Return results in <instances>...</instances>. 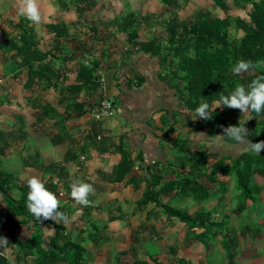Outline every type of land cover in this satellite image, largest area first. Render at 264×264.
Listing matches in <instances>:
<instances>
[{
    "label": "crops",
    "instance_id": "0c3cea01",
    "mask_svg": "<svg viewBox=\"0 0 264 264\" xmlns=\"http://www.w3.org/2000/svg\"><path fill=\"white\" fill-rule=\"evenodd\" d=\"M130 1L135 0H124L123 6L122 0V5L119 0H94L95 4L94 6L91 4L92 7L85 12L83 22L82 20L73 22L75 19L77 20V14L70 0H65L68 9L63 11L73 16L69 19L61 18L57 14L55 9L57 0H39L42 21L38 24H32V22L28 24V19L20 14L18 17L24 19L26 25L33 28L36 44L42 50H48L53 45V32L45 27L48 23L61 22L76 29L82 27V30L80 29L81 35L77 36L83 41L85 53L97 61V69L100 73L107 74L108 82L114 80L112 85H108V91L105 90V95L113 99L110 101L115 104V108L103 124V127L107 128L104 131L110 133L111 144L114 143L117 135H121L129 140L133 151L141 147L145 152V159H158L163 157L162 151L164 150L169 153L168 158L173 157L176 151H173L171 142L179 139L180 143H185L191 155L199 150L207 153L206 159L209 158L207 164L222 156L227 157L232 154L231 157H235L244 150V145L230 144L233 148L231 149L232 152L230 150L224 151L225 147H229L227 143L224 147H212L210 145L212 141L216 140H213L212 136L205 135L202 131L195 129V120L199 118L193 120V117L185 116V108L181 105L173 85L168 83L167 79L163 77V73L160 72L162 71L161 62L156 56L144 52H129L127 31H123L122 25H119L127 9L141 13L140 6L133 9ZM138 1L146 3L149 0ZM150 1L157 2V0ZM113 3H116L117 6H114L116 9H113V14H111L109 9ZM103 8L109 10V13L107 12L104 16L102 15ZM159 11L162 14L169 13L170 15V10ZM13 13L17 14V11L10 13L6 10L0 14V34L5 31L10 37L18 34L17 30H13L8 25L10 19L17 20V18L10 16ZM48 14H52V16L49 17ZM111 19L117 20L113 22ZM148 26L150 29L141 26L137 30V40H146L149 37L148 30L155 33L153 32L154 25L149 24ZM72 28L68 32L72 33ZM140 33L144 38L139 37ZM161 39L164 40V37L161 36ZM95 51L98 52V55L93 53ZM59 55L63 57L67 53L63 51ZM4 56L0 52V130L4 132L6 140V146H2L0 153V171L5 170V172L13 173L16 183L21 185L23 183L27 185V179L32 176L38 177L37 171L40 172L39 179L44 182L48 178L46 170L49 172V167L52 165L63 167L68 173L67 179L73 176L76 171H81L77 178L83 180L84 175L85 181L92 184L94 189L93 193L89 195L91 203L88 206L77 204L71 198L70 193L66 194L61 188L57 189L56 195L60 199V211L63 208L62 211H66L70 220L68 224L62 222L64 225L63 234L66 240L72 243L77 242L83 248L84 264H174L177 263V259H184L186 264H211L210 260H204L205 257L196 256L197 253L187 256V258L182 256L184 253L180 247L188 249L195 241L192 237L186 236L188 232L185 231L188 228L184 223L181 224L182 226L180 225L182 227L180 233L171 234L167 232L168 227L173 220H178L177 218L168 216L162 208L158 209L151 203L141 206L137 204L143 190L144 180L146 181L145 178L136 181L141 183L136 187H134L133 181L127 179L120 182L109 181V172L119 159L117 152L111 150L102 154L97 153L93 147L87 146L84 148L85 151L80 153L83 157L81 160V156H79L80 166H75V162L64 161V156L69 153V150H79V143L76 144L75 139L84 137L85 131L90 127L93 128L91 132L101 130L99 129V122L90 117L100 95H96L97 90L90 92V94L84 87L75 90L74 101L78 103L77 106H80V109H84V113L74 114L76 112L74 106H69L68 113L64 110L65 103L68 101V93L64 92V90L67 91L65 85L72 87L74 83H77L75 80L77 66L74 64L77 58L73 57L64 62L63 65L67 67V76L55 88L48 91H35L40 102L48 101L50 103L52 116L47 117L43 115V111H40V115L37 110L26 104V100L24 101V87L22 85L25 82L26 72L22 68L21 73L18 74L10 66L8 71L1 72L3 59L9 58ZM90 57L82 56L77 61L78 63H86L91 61ZM113 76L115 78H112ZM81 101L84 105L80 104ZM120 113L122 117L119 115ZM59 114L62 115V119L57 128L54 123ZM114 119L118 123L115 122L118 129L116 132L108 127ZM171 129L173 131H170ZM174 129H176L175 132ZM217 136L221 139L219 135ZM161 141H165L164 147L157 146ZM111 147L113 148V146L109 148L111 149ZM34 153L37 160L33 159ZM60 153L61 157H59ZM104 156L110 158L104 166L106 169L101 167L104 165ZM19 159L26 163L23 164L22 169L18 164ZM24 165L29 166L24 167ZM229 177L219 176L218 179L224 180L225 186L231 190L232 182L227 181ZM69 181L71 182V180ZM115 185H117L115 192L118 193L116 195L112 193ZM140 186L142 187L139 189ZM17 187L16 184L12 183L7 189V193L15 199L22 194ZM192 200L186 199L190 205L193 204L195 208H199L208 199H195L196 204ZM119 201L123 202V207L118 205ZM179 202L182 201L179 200ZM103 203L111 204L110 212L103 211V209L108 210L107 207L103 208ZM222 203L216 204L222 208L220 217H225V214L229 213V207L225 201L224 204ZM4 205L5 201L0 194V210ZM217 212L219 214V208ZM110 214L115 215V218ZM109 215L112 217L111 219L108 218ZM123 215L127 218L114 222L116 218ZM13 221L15 222L9 226L0 217V237L6 238L8 242L6 245L0 246V264H41L38 261L39 247L45 250L46 241L53 234L57 220L41 221L39 227H35L30 219L24 220L19 215H15ZM209 221L213 223L210 227L211 234L223 233L219 229H214L215 225L219 228H226L225 224L218 225L222 223V220L216 221L214 217L209 216ZM152 222L154 224H151ZM258 223L263 225L264 221L260 220ZM37 229H39L40 235H37L38 237H35L37 239L32 242V236ZM202 229L204 227L198 225L194 227L193 232ZM145 230L148 231L149 236ZM135 231H140L139 243L137 244ZM149 237H153L152 243L159 247L160 253L151 247L155 251L154 254H143L142 243ZM207 241L199 242V245L206 247L208 252L211 250V245ZM219 245L217 247L220 249ZM177 252H180L181 256L176 255ZM49 264H73V261L71 257L63 255ZM232 264H236L234 258Z\"/></svg>",
    "mask_w": 264,
    "mask_h": 264
},
{
    "label": "trees",
    "instance_id": "16d2710c",
    "mask_svg": "<svg viewBox=\"0 0 264 264\" xmlns=\"http://www.w3.org/2000/svg\"><path fill=\"white\" fill-rule=\"evenodd\" d=\"M160 1L165 6L171 7L169 9L170 17L159 21V25L166 33V37L163 36L164 40L161 39L160 35L152 33L150 30L147 31L149 37L146 40H137V29L141 26L150 29V26H148L149 20H155L153 14L148 15L146 13L139 16L138 12L127 9L119 26L122 25L121 29L127 31L130 53L144 52L154 55L164 66H168L163 77L175 88L177 97L185 108V116L194 117L195 109L202 102H207L210 108H214L215 102L219 100L220 96L229 95L237 84L247 87L257 75H264V0H230V3L236 8H243L245 5L250 4V9L246 14L247 19L238 16H234L232 19L227 16L224 18L214 17L204 10L197 11L193 18L179 19L174 13L181 6L179 0ZM181 1L185 2L187 0ZM209 2L221 10L227 8L224 0H209ZM70 3L77 14V21L82 20V22L85 12L95 4L94 0H70ZM57 4L62 11L68 9L65 0H57ZM23 20L20 17H17L16 21L10 19L9 27L17 30L18 34L10 37L7 31L2 32L0 34V52L3 56L5 53H9L8 57H11L13 64L17 66V69L14 70L16 74L21 73L22 69L26 72L25 82L22 85L24 87V101L26 100V104L37 110L40 115V111H43L44 116L51 117L50 103L48 101L40 102V98L37 99L35 91L52 90L57 84H60L63 78L67 76V67L63 65L64 62L76 57L74 64L77 66L75 78L77 83H74L72 87L65 85L67 91L64 90V92L68 93V101L65 103L64 110L68 113L69 106H74L76 111L74 114L84 113V109H80V106H77L78 103L74 101L75 90L84 87L89 94L99 90L97 61L91 60L88 63H78V58L84 56L86 51L83 49V41L76 33L68 32L66 26L61 22L48 23L45 26L46 29L53 32V45L48 50L40 49L36 44L33 28L26 25ZM111 20L115 21V19ZM135 23L140 25H134ZM157 24L153 23L154 26ZM237 33H241V35L238 37ZM63 51L67 55L61 57L62 54L59 55V53ZM4 57L7 58V56ZM54 59L58 61L57 66L54 64ZM240 59L256 62L259 64V68L256 72L234 76L231 69ZM173 60H176V66H173ZM168 74H171L169 78ZM112 78H115V76ZM98 98L106 99V95L100 93ZM80 104L84 105L83 101ZM58 116L57 119L55 117V123L53 122L57 128L62 119L61 114ZM106 116H109V114L100 115L93 119L99 122V129L101 130L91 132L93 128L90 127L85 131L84 137L75 139L74 142L79 143V150H69V153L64 156V161L75 162V166H80L79 156L82 155L80 153H83L84 148L87 146L93 147L97 153L104 154L111 150L117 152L119 159L111 168L108 179L111 182H120L124 179L131 180L135 184L134 187H136L141 184L136 181L145 178L143 190L137 201L139 206L149 203L158 205V198L162 194L175 195L181 201L187 198L193 199L192 201L195 204V199L213 198L216 203L223 202L222 204H224L225 201V204L229 207V213L225 214L227 218L230 214L239 216L241 211L243 213L244 206L248 201L258 200L257 197L260 200L261 196H258V193L264 188V151L256 155L245 151L246 145H244V150L235 157L232 158V154H230L227 157L216 158L213 162L207 164V153L199 150L191 155L185 143H180L179 139H175L171 142L172 145L170 144L173 151H176L175 155L167 159L168 164L165 165L162 156L158 159H145V152L141 147L133 151L131 143L128 142L129 140L121 135H117L114 143L111 144L110 133H106L104 130H107V128L103 127L105 121L108 120ZM195 121V129L208 136L223 135L224 128L245 123V127L249 128L247 140L253 143L264 141V112L260 115L254 112L240 113L239 110L221 106V108H216L212 112L211 120L199 118ZM4 136V132L0 130V153L2 146H6ZM220 138L229 146L236 143L227 136H220ZM163 144H165V141L159 142L157 146L163 147ZM110 146H113V148L110 149ZM82 158L81 156L80 159L82 160ZM173 174L174 176H172ZM253 174H256L260 183L251 180ZM67 175L68 173L63 167L52 165L50 174L44 184L49 191L55 194L58 188H61L66 194L71 193V182L73 179L81 180V178H77L78 175L74 174L67 179ZM219 176L234 177V185L240 191L236 194L240 196V200L235 207L231 197L235 190H231V195L226 197L228 188L225 186L224 180L218 179ZM82 181L86 182L84 175ZM12 183L16 184L22 193L17 199L7 193V189L10 188ZM28 191V186L25 183L22 185L16 183L12 173L0 171V194L5 201V205L0 210V217L9 226L15 222L13 221L15 215H19L24 220L30 219L35 227H39V222L45 221L37 219L29 212L26 206ZM161 208L166 214L175 216L184 222L190 230L186 234L188 238L192 237L195 241L204 243L207 236H211L208 230L213 223L209 221L207 212L198 211L189 215L185 211L174 209L167 204H162ZM62 210H64L63 208H61V212L66 214V211ZM109 218L112 217L109 216ZM198 225L204 227V229L193 232L194 227ZM248 226L247 223L242 225L240 235L243 237L246 236V233H251L247 230ZM257 229L255 231L259 232ZM63 232L64 225L62 221H57L53 234L46 241L45 250L38 246V251H40L38 261L41 264H49L63 255L71 257L73 264H84L83 248L77 242L72 243L66 240ZM222 234L229 237L227 240L223 239L221 244L222 248L226 242L224 247L227 256L225 263L232 264L237 240L233 235L234 233L229 235L228 231H223ZM37 235H40L39 229L32 236V242L37 239L35 238L38 237ZM251 235H254V233ZM176 261L179 263L180 259Z\"/></svg>",
    "mask_w": 264,
    "mask_h": 264
},
{
    "label": "rangeland",
    "instance_id": "374dc122",
    "mask_svg": "<svg viewBox=\"0 0 264 264\" xmlns=\"http://www.w3.org/2000/svg\"><path fill=\"white\" fill-rule=\"evenodd\" d=\"M119 1H120L121 5H122L121 0H119ZM122 1H123V6H124V0H122ZM179 1H180L179 3L181 4V6H180V8H178L174 12L175 15H177L179 19L193 18V15H195L197 13V11H202V10L207 11L208 13H210L211 16H214V17L224 18L225 16H227V17H231V19H232V17L238 16V17H241L243 19H247L246 18L247 17L246 14H247V12L250 9V4L245 5L243 8H236L230 3V0H224L225 3L227 4V8L225 10H221V9H218L217 7H214L212 5V3L209 2V0H187L185 2H183L181 0H179ZM45 3H51V2H45ZM130 4L133 6V9H136L137 6H140L139 9L141 10V13H140L139 16L145 15L146 13L148 15L153 14V16L155 17V20H151L150 19L149 20L150 21L149 24L158 23L157 25H155L153 27V29H154L153 32H155L157 35H161V36L166 37V33L164 32V30H162L161 25H159V21H162L163 19L169 18L170 15H169V13L162 14L159 10L167 11V10L171 9L170 6H165L164 4H162V2L160 0H157L156 3L155 2H151L150 0L148 2H146V3L145 2H139L138 0H135V1H130ZM55 5L57 6V8L55 6L57 14H59L61 18L69 19L70 17H73V16H70L67 13H64L61 10V8L58 6V4H55ZM115 5L117 6L116 3H113L111 5V9H109L111 14H113V9H116L114 7ZM147 7H149V8H147ZM6 10L10 11V13H12L14 11H17V14L13 13L12 15H10L12 18H17L18 16H20L19 12H18V0H0V14L4 13V11H6ZM109 10L103 8L102 15L104 16L107 12L109 13ZM56 11H54V12H56ZM49 12H51V10H49ZM52 14H48L47 16L51 17ZM116 20L117 19H115V21ZM30 22L31 21L27 20L28 24H30ZM73 22H77V20L75 19ZM32 24H35V23L32 22ZM134 25H140V24L135 23ZM60 26H62V25H60ZM65 26H66V28L69 31L72 28L71 26L69 27V25H65ZM6 29H8V28H6ZM80 29L82 30V27ZM80 29H76V28L73 27L72 28V30H73L72 33H76L77 35H81L82 32H81ZM230 29L232 30V28H230ZM237 35H239V33H237ZM139 37L140 38H144L142 33L139 34ZM39 45L41 46V44H39ZM93 53L98 55L97 51H95ZM5 56H8V53H5ZM84 56L90 57V55H88V53H84ZM90 60H93V58L90 57ZM57 62L58 61H56L54 59L55 66H57ZM87 63H88V61H87ZM161 64H162L161 65V68H162L161 72L163 73V76H164L165 75L164 73L168 69V66L167 65L164 66L163 63H161ZM172 64H173V66H176V60H173ZM9 66L11 68H13L14 70L17 69V66H15L13 64V60H12L11 57H9L8 59H3L1 72L4 73V72L8 71ZM101 74L105 76V78L103 80V84H104L105 90L108 91V85H112V82H114V80L113 81L109 80V82H108L109 78H107V74H105L103 72ZM170 75L171 74L167 75L168 78L170 77ZM100 90L101 89H99L96 92V95L101 93ZM102 93L105 94V91H103ZM107 99L108 100H113V99H111V97L108 98V96H107ZM112 112H114V109H113ZM119 115L122 117L121 113ZM107 118H109V116ZM115 122H116V120L114 119L111 122V124L108 125V127H111L112 131H114V132H116L118 130L116 128L117 126L115 125ZM120 122H122V120H120ZM154 123H155V121H154ZM246 128H247V126H246ZM248 129L249 128H247V130ZM175 130L176 129H174V132H175ZM171 135H172V133H171ZM212 138H213V140H216V141H212L211 142L210 145H212V147L213 146H216V147H224V146H226V143H224L221 139H219V137L217 135L212 136ZM164 146L165 145H163V147ZM231 149H233L232 146L225 147L224 151L225 150H227V151L230 150L231 151ZM162 152H163V158H164L163 162H165V165H166V163L168 162L167 161V157H168L169 153L166 152L165 150L162 151ZM35 153L33 154V159L37 160V156H36ZM61 156L62 155L60 153L59 157H61ZM170 158L171 157H169L168 159H170ZM109 159L110 158H108L107 156L106 157L104 156V165L101 166V164H100V166L103 167V169H106L104 166L106 165V163H107V161ZM208 159H206V161ZM23 162H24L23 160L19 159L18 164L21 166V169L23 168V164H26L25 162L24 163ZM187 162H188V160H187ZM227 164L230 165L229 162H227ZM28 166L29 165H24V167H28ZM50 169H51V166L49 167V172H48V170H46L48 175L50 174ZM4 172H5V170H4ZM6 172H8V171H6ZM80 172L81 171H76L75 174L79 175ZM37 174L39 175L38 176V178H39L40 177V172L37 171ZM12 175H13V173H12ZM233 178L234 177L230 176L227 181L230 182V183L232 182L231 190L232 191L235 190V192L231 196L232 197V201L234 202L233 206L235 207L237 205V202L240 200V196L236 195V194L238 192H240V191H239L238 187L234 185ZM251 180H253L254 182L260 183V180L256 176V174L252 175V179ZM117 185H115L113 187V192L112 193L114 195L118 194V193L115 192ZM141 187L142 186H140L139 189ZM236 188H237V190H236ZM231 190L228 189V191L226 192V194H227L226 197L231 195V193H230V192H232ZM258 196H261L260 200L257 197L258 200L251 201V202L248 201L245 204V206H244L243 213L241 211L239 216H236L235 214H230V215H228L227 218L226 217H220V213L222 212V208H221V206L218 207L219 205L215 203L216 200L213 199V198H210V199L204 201L205 203L203 205L199 206V208H197V207L195 208V206L193 204L190 205V203H188L186 200H184L182 202H179L178 198L175 195H170V196L163 195L161 199H162V202H164V203L166 202L171 207H173L175 209H179L180 211H185V213H187L189 215H191L193 213H197L198 211L207 212L208 215L214 217L216 221H221L222 220L223 222L221 224H218V225L225 224L226 228L225 227H220L219 228V226L215 225L214 229H219V230L225 231V232L228 231L229 235H232V233H234L233 235L236 237V240H237V245L234 248V250H235V255L233 257L234 258V263H236V264H256V263H260L261 264V263H263L264 264V223H263V225H261V228H260V224L258 223V221H260V220L264 221V188H262L259 191ZM187 199H189V198H187ZM110 205L111 204L103 203L102 204L103 208H105V207L108 208V210H104L103 209V211L107 212V213L110 212V209H109ZM118 205L120 207H123L124 204H123V202L119 201ZM188 205H189V207H188ZM211 207H213V209H211ZM218 208H219V214L217 212ZM189 210H190V212H189ZM110 215L115 218V215H112V214H110ZM109 216H108V218H109ZM126 218L127 217L123 215L121 217L116 218V220H114V222H119V221H122V219H126ZM244 223H247L249 225L247 227L248 228L247 230H249L251 233H246L245 234L246 236L243 237L242 235H240V232L242 230V225ZM151 224H154V222H152ZM158 224L160 225L159 222H158ZM181 224H182V222L180 220H173L171 225L168 227V231L167 232H169L171 234H174V235L180 233L182 231V227H181L182 225ZM237 225H239V226L237 227ZM255 229H257V231L259 230V232H256ZM163 230H165V228H163ZM210 230L211 229L208 230V233L211 236H207V240H208L207 243H209V245H211V250H209L207 252L206 247L204 248V246L199 245V241L198 242L194 241V244L190 245V247L188 249H184L182 246L180 247V249L184 253V254H182V256L187 258V256H192L193 253H197L196 256H200V257H203V258L205 257L204 260H206V259L210 260L211 264H225L224 262H225V259H226L227 256L225 255L224 247H225L226 242L223 244L222 248H220V249L217 247V245L220 244L219 246L221 247L223 239L227 240V238H229V237H228V235L223 236V234H221V233H219V234L212 233L211 234ZM145 232L148 233L147 230H145ZM185 232H189V230L187 229ZM252 233H254V235H251ZM139 234H140V231H135V235L137 236L136 244L139 243ZM243 235H244V232H243ZM148 236H149V233H148ZM152 239H153V237H149L147 240H145L142 243V251H143L144 255L154 254V252H155L154 249L157 252L160 253L159 247L155 243H152ZM151 247L154 248V249H152ZM194 248H196V250H194ZM176 255L181 256V253L177 252ZM186 263L187 262L184 259H180L179 263H174V264H186Z\"/></svg>",
    "mask_w": 264,
    "mask_h": 264
},
{
    "label": "clouds",
    "instance_id": "9594fccd",
    "mask_svg": "<svg viewBox=\"0 0 264 264\" xmlns=\"http://www.w3.org/2000/svg\"><path fill=\"white\" fill-rule=\"evenodd\" d=\"M18 12L20 15L25 16L26 19L33 23L38 24L42 21L39 0H18ZM241 33L238 35V37L241 35ZM258 68V63L251 60L240 59L232 67L231 72L234 76H240L243 73L256 72ZM97 73H99L100 82L98 89H101L100 92L102 93L105 91L103 84L104 77L99 70ZM98 100L99 98H97L95 105ZM104 100L111 104V110L106 113L111 114L115 108V104L108 99ZM221 106L239 110L240 113L254 112L257 115H260L262 112H264V75H257L255 79L251 80L247 87L237 84L229 95L220 96L219 100L215 102L214 108H210L207 102H202L195 109V115L192 119L195 120L200 118L202 120H211L212 112H214L216 108H221ZM91 114L92 113H90V117L95 119V117H93ZM247 135L248 130L244 123L238 124L237 126H228L224 128L223 135L220 136H227L229 139L234 140L237 144L246 145L245 151L247 152L259 155L262 151H264V141L253 143L246 139ZM27 186L29 191L27 193L26 206L31 214L40 220H57L62 221L64 224L70 223L69 217L65 213L59 211L60 199L55 193L49 191L46 188L44 182L41 179L36 176H32L27 179ZM70 188L71 198L77 204L88 206L91 203L89 200V195L94 191L92 184L84 182L80 179H73ZM163 195L166 194L160 195L158 198V205L151 204L154 207H158V209L161 208L162 204H167L169 207H171L168 203L162 202L161 198ZM181 222L184 223L183 221ZM7 243L8 242L6 238L0 237V246L6 245Z\"/></svg>",
    "mask_w": 264,
    "mask_h": 264
},
{
    "label": "built area",
    "instance_id": "2783aa9c",
    "mask_svg": "<svg viewBox=\"0 0 264 264\" xmlns=\"http://www.w3.org/2000/svg\"><path fill=\"white\" fill-rule=\"evenodd\" d=\"M110 110H111V104L104 99H99L91 115L97 118L100 115L108 113Z\"/></svg>",
    "mask_w": 264,
    "mask_h": 264
}]
</instances>
